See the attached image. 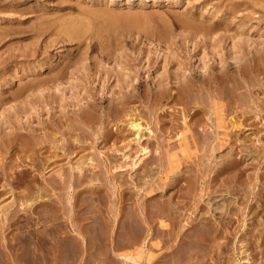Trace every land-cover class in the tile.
I'll use <instances>...</instances> for the list:
<instances>
[{
	"label": "rangeland",
	"instance_id": "obj_1",
	"mask_svg": "<svg viewBox=\"0 0 264 264\" xmlns=\"http://www.w3.org/2000/svg\"><path fill=\"white\" fill-rule=\"evenodd\" d=\"M66 23L83 36L57 35ZM263 51L264 0H0V224L29 225L0 227V264H264ZM207 97L229 102L224 125ZM230 136L232 150L212 148Z\"/></svg>",
	"mask_w": 264,
	"mask_h": 264
},
{
	"label": "bare ground",
	"instance_id": "obj_2",
	"mask_svg": "<svg viewBox=\"0 0 264 264\" xmlns=\"http://www.w3.org/2000/svg\"><path fill=\"white\" fill-rule=\"evenodd\" d=\"M92 12H94V11H91V13H92ZM85 13H86V12H85ZM88 13H89V12H88ZM95 13H96V12H95ZM98 13H99V12H98ZM98 13H97V14H98ZM101 14H102V13H101ZM104 14H106V13H104ZM82 15H83V14H82ZM106 15H107V14H106ZM106 15H105V16H106ZM91 16H92V15H91ZM93 16H94V15H93ZM95 16H96V15H95ZM101 16H102V15H101ZM97 17H98V16H97ZM106 17H107V16H106ZM132 17H133V16H132ZM135 17H136V16H135ZM99 18H100V17H99ZM108 18H110V17H108ZM114 18H115V17H114ZM123 18H125V17H123ZM126 18H127V17H126ZM71 19H72V20H71ZM71 19H70V21H73V18H71ZM74 19H77V18H74ZM86 19H87V18H86ZM96 19H97V18H96ZM52 20H53V19H52ZM61 20H62V19H61ZM80 20H81V18L79 19V21H80ZM89 20H90V19H89ZM93 20H94V19H93ZM127 20H128V19H127ZM49 21H51V20H49ZM63 21H64V19H63ZM68 21H69V20H68ZM75 21H76V20H75ZM86 21L88 22V20H86ZM98 21L100 22V20H98ZM117 21H118V20H117ZM121 21H122V19H121ZM132 21H133V20H132ZM44 22H46V21H44ZM66 22H67V21H66ZM87 22H86V23H87ZM115 22H116V21H115ZM122 22L124 23V21H122ZM126 22H127V21L125 20V23H126ZM137 22H139V21L137 20ZM164 22H165V21H164ZM187 22H189V21H187ZM195 22H196V21H195ZM51 23H53V21H52ZM93 23H94V22H92V25H93ZM112 23L114 24V22H112ZM123 23H122V24H123ZM39 24H40V23H38V25H39ZM41 24H42V23H41ZM54 24H55V23H54ZM56 24H57V23H56ZM63 24L65 25L64 22H63ZM63 24H62V25H63ZM90 24H91V23H90ZM120 24H121V23H120ZM122 24H121L120 26H122ZM127 24H128V23H127ZM185 24H186V23H185ZM47 25H48V24H47ZM57 25H59V24H57ZM66 25H67V23H66ZM79 25H80V24H77V23H74V24L71 23V24L67 25L66 27L63 26L62 29L59 28V26H58V28H59L60 30H59L58 28H56V29L58 30V32H56V33H58L57 35H59L60 37H61V35L63 36V34H64V35H65L64 37H66V38L69 39V40H70V39H76V38H78V37L83 33V32H81L82 27H80ZM83 25H84V24H83ZM92 25L89 26V27L91 28ZM106 25H107V24H106ZM111 25H112V24H111ZM40 26H42V25H40ZM44 26H46V25L44 24ZM100 26H101V24H100ZM129 26H130V25H129ZM42 27H43V26H42ZM47 27H48V26H47ZM52 27H53V26H52ZM54 27H55V26H54ZM85 27H86V26H85ZM93 27H94V25H93ZM95 27H96V25H95ZM95 27H94V29H95ZM114 27H115V26H114ZM118 27H119V24H118ZM39 28H40V27H39ZM99 28H100V27H99ZM46 29H47V28H46ZM51 29H53V28H51ZM85 29H87V28H85ZM92 29H93V28H92ZM104 29H105V27H104ZM107 29H108V28H107ZM113 29H114V28H113ZM198 29H199V28H198ZM87 30H88V29H87ZM95 30H96V29H95ZM97 30H98V29H97ZM97 30H96V31H97ZM52 31H53V30H51V32H52ZM55 31H56V30H55ZM84 31H85V30H84ZM90 31H91V30H90ZM106 31H108V30H106ZM87 32H88V31H87ZM91 32H92V31H91ZM93 32H94V31H93ZM93 32H92V33H93ZM111 32H112V31H111ZM113 32H114V31H113ZM39 33H40V32H39ZM54 33H55V32H54ZM92 33H91V34H92ZM98 33H99V32H98ZM87 34H88V33H87ZM50 35H51V33H50ZM88 35H89V34H88ZM92 35H93V34H92ZM81 36H83V35H81ZM81 36H80V37H81ZM93 36H94V35H93ZM98 36H99V34H98ZM64 37H62V39H63ZM93 38H94V37H93ZM67 39H66V40H67ZM78 39H79V38H78ZM80 39H81V38H80ZM97 39H99V38H97ZM102 40H103V39H102ZM236 40H237V39H236ZM112 41H113V40H112ZM99 42H100V41H99ZM101 45H102V44H101ZM231 47H232V46H231ZM261 48H262V47H261ZM244 49H245V48H244ZM247 50H248V49H247ZM238 51H239V50H238ZM259 51H260V50H259ZM261 51H262V50H261ZM263 52H264V51H263ZM263 52H260V53H263ZM244 54L246 55V53H244ZM258 54H259V53H258ZM263 54H264V53H263ZM241 55H243V54H241ZM239 56H240V55H239ZM259 56L261 57L262 55L259 54ZM243 57H244V55H243ZM245 57H246V56H245ZM257 58H258V57H257ZM250 59L253 60L251 57H250ZM263 59H264V57H263ZM63 60H64V59H63ZM251 60H250V61H251ZM258 60L260 61V58H259ZM248 61H249V60H248ZM248 61H247V62H248ZM250 61H249V62H250ZM259 61H258V62H259ZM73 62H74V61H73ZM247 62H246V63H247ZM262 62H263V61H262ZM246 63H244V64L246 65ZM252 63H253V62H252ZM236 64H237V62H236ZM236 64H235V65H236ZM244 64H242L241 67H242ZM249 64H250V63H249ZM255 64H256V63H255ZM238 65L240 66V64H238ZM247 65H248V63H247ZM247 65H246V67H247ZM44 66H45V65H44ZM44 66H43V67H44ZM64 66H65V65H64ZM227 66H228V65H227ZM239 66H237L238 68H236V67H234V68H235V69H238L237 72H238L239 74H241V70H243V68H241V67H239ZM43 67H41V68H43ZM232 67H233V66H232ZM232 67H231V68H232ZM262 67H263V66H262ZM37 68H38V67H37ZM209 68H210V67H209ZM223 68H224V66H223ZM231 68H229L230 71H231ZM250 68H251V66H250ZM210 69H213V68H210ZM210 69H206V70L209 71L210 74H213V72L211 73ZM214 69H215V68H214ZM227 69H228V68H227ZM229 69H228V70H229ZM244 69H246V68H244ZM37 70H38V69H37ZM61 70H62V69H61ZM63 70H64V69H63ZM172 70H173V69H172ZM206 70H205V71H206ZM216 70H218V69H216ZM224 70H225V69H224ZM232 70L234 71V69H232ZM235 71H236V70H235ZM179 72H180V71H179ZM179 72H178V73H174V74H175V75L178 74L176 77H179V76H180L179 78H181V76H182L181 74H182V73L180 72V73H181V74H180ZM227 72H228V71H227ZM227 72H226V73H225V71H224V72H223V71H222V72L220 71V72H217V73L215 72L216 74H215L214 77H216L217 79L219 78V79H218V82H219L220 78H221V80H222V79H225L224 77H225V75H227ZM237 72H236V73H237ZM251 72H253V71H251ZM184 73H185V72H184ZM187 73H188V71H187ZM197 73H198L197 76H199V75L202 74V73L204 74V71H202V73L200 72V74H199V72H197ZM205 73H206V72H205ZM236 73H235V74H236ZM253 73H254V72H253ZM261 73H262V72H261ZM57 74H59V73H57ZM57 74L54 75V76H55L54 78H52L53 76L51 75V76H52V77H51V80H52L53 82H54L58 77L61 76V75L58 76ZM190 74L192 75V73H190ZM193 74H194V73H193ZM232 74L234 75V73H232V71H231V75H232ZM205 75H207V74H205ZM205 75L200 76V78L202 77L201 79H203V77H206ZM228 75H229V74H228ZM228 75H227V76H228ZM170 76H171V75H170ZM170 76H169V78H170ZM209 76H210V75H209ZM234 76H235V75H234ZM242 76H244V74H243ZM242 76H241V79L243 78ZM257 76H258V75H257ZM192 77H193V76H192ZM212 77H213V76H212ZM214 77H213L212 80L215 79ZM222 77H223V78H222ZM229 77H230V76H229ZM229 77H228V79H229ZM239 77H240V76H239ZM239 77H237V79H238ZM258 77H259V76H258ZM263 77H264V76H263V74H262V79H264ZM182 78H183V79H182ZM182 78H181L182 80L179 79V81H178V79H175V77H174V80H177V81H178V84H179V85L177 84V86L179 87V86H183V85H185V84H186V86H188V85L190 84V83H189V82H190L189 78H191L190 75L188 76V78H187V77H186V78L182 77ZM197 78H198V77H197ZM206 78H208V77H206ZM206 78H205V79H206ZM255 78H256V77H255ZM259 78L261 79V77H259ZM58 79H59V78H58ZM195 79H196V77H195ZM195 79H194V80H195ZM201 79H200V80L198 79V81H199L200 83H202V82H201ZM205 79H203V80H204L205 83H206V80H205ZM217 79H216V80H217ZM260 79H259V80H260ZM34 80H35V79H34ZM34 80H33V82H34ZM39 80H40V79H39ZM162 80H163V79H162ZM191 80H192V79H191ZM203 80H202V81H203ZM208 80H209V79H207V81H208ZM221 80H220V82H222ZM230 80H231V79H230ZM42 81H43V80H42ZM204 81H203V82H204ZM209 81L211 82V80H209ZM209 81H208L207 83L210 84V86H211V83H212L213 81H212L211 83H210ZM214 81H215V80H214ZM232 81H234V80H232ZM243 81H244V78H243ZM261 81H262V80H261ZM163 82H164V80H163ZM165 82H167V81H165ZM196 82H197V81H196ZM216 82H217V81H216ZM220 82H219V83H220ZM240 82H241V81H239V83H240ZM263 82H264V81H263ZM39 83H40V82H39ZM174 83L176 84V81H175ZM207 83H206V84H207ZM222 83H223V82H222ZM224 83H225V82H224ZM241 83H242V82H241ZM246 83H247V82H246ZM253 83H254V82H253ZM253 83L250 82L251 85H253ZM255 83H256V80H255ZM257 83H258V82H257ZM260 83H261V82H260ZM37 84H38V83H37ZM37 84H36V86H37ZM180 84H181V85H180ZM182 84H183V85H182ZM202 84H203V83H202ZM208 84H207V85H208ZM212 84L214 85V83H212ZM217 84H218V83H217ZM217 84H215V85H217ZM243 84H244V83H243ZM243 84H242V86H241V85H240V86L238 85L239 87H238V86H237V87H234V86H232V85H235V83H234V84H232L231 87H229V88H232V91H233V88L237 90V89H240V87H243V86L245 85V84H244V85H243ZM263 84H264V83H263ZM34 85H35V84H34ZM165 85H166V84H164V86H165ZM204 85H205V84H204ZM213 85H212V88H213ZM225 85L227 86L228 84H225ZM248 85H249V84H247V86H248ZM255 85H256V84H255ZM158 86H159V85H158ZM173 86H174V85H173ZM175 86H176V85H175ZM175 86H174V87H175ZM192 86H193V85H192ZM194 86H195V85H194ZM194 86H193V88H194L193 90L196 91V90H195L196 88H195ZM205 86H206V85H205ZM208 86H209V85H208ZM208 86H207V87H208ZM218 86H219V85H218ZM220 86H221V85H220ZM220 86L217 87V88H220ZM223 86H224V85H223ZM226 86H225V87H226ZM259 86L261 87V85H258V87H259ZM160 87H161V86H160ZM196 87H197L199 90H200L201 88H204V87H200V88H199L198 86H196ZM207 87H206V89H208ZM225 87H224V88H225ZM244 87H245V86H244ZM244 87H243V89H245L247 93H250L251 88L249 87V88H250V91L248 92V91H247V88H244ZM263 87H264V86H263ZM221 88H222V86H221ZM224 88H222V91L224 90ZM252 88H253V86H252ZM162 89H163V86H162ZM162 89L160 88V90H162ZM164 89H166V87H164ZM164 89H163V90H164ZM183 89H184V88H181L180 90H178V92L180 93V91L183 90ZM198 89H197V90H198ZM204 89H205V88H204ZM213 89H214V88H213ZM258 89H259V88H258ZM261 89H262V88H261ZM261 89H260V90H261ZM186 90H187V89H186ZM186 90L182 91V93H183V94L188 93L187 96L189 95L190 92L193 93V90H192V89H191L192 91L188 90V92H185ZM208 90H211V89H208ZM256 90H257V89H256ZM158 91H159V90H158ZM189 91H190V92H189ZM215 91H216V90H215ZM215 91H213V92H215ZM217 91L219 92L218 89H217ZM217 91H216V94H217ZM232 91H231V93H233ZM239 91H240V90H239ZM252 91H255V90L252 89ZM257 91H258V90H257ZM261 91H262V90H261ZM263 91H264V90H263ZM207 92H208V91H207ZM207 92H206V93H207ZM209 92H210V91H209ZM209 92H208V94H209ZM225 92H226V91H224V93H225ZM227 92H228V91H227ZM243 92H244V90H243ZM125 93H126V91H125ZM128 93H131V92H128ZM182 93H181V94H182ZM222 93H223V92H220L219 94H222ZM231 93H230V94H231ZM237 93H238V92H237ZM261 93H262V92H261ZM123 94H124V93H123ZM131 94H132V93H131ZM183 94H182V95H183ZM227 94H228V93H227ZM227 94H226V95H227ZM243 94H244V93H243ZM243 94L240 95V92H239L238 95H240V97H241V96H245V95H243ZM161 95H162V94H161ZM165 95H166V94H165ZM182 95H180V96L183 98ZM192 95H193V97H195L194 94H192ZM192 95H191V96H192ZM228 95H229V94H228ZM231 95H232V94H231ZM234 95H236L235 92H234ZM246 95H247V94H246ZM250 95H251V94H250ZM255 95H256V94H255ZM197 96H198V98H199V95H198V94L196 95V97H197ZM207 96H208V95H207ZM209 96H211V94H210ZM212 96H213V95H212ZM232 96H233V95H232ZM251 96H253V94H252ZM258 96H259V95H258ZM185 97H186V95H184V98H185ZM189 97H190V96H189ZM193 97H192V98H193ZM213 97H214V96H213ZM218 97H220V96L218 95ZM221 97H222V96H221ZM221 97H220L219 99H220L221 101H223L224 98L221 99ZM224 97H225V96H224ZM226 97H228V96H226ZM245 97H246V96H245ZM248 97H249V95L247 96V98H248ZM256 97H257V96H256ZM207 98H208V97H207ZM229 98H230V96H229ZM229 98H227L226 100L228 101ZM236 98H237V96H236ZM251 98L257 99V101H258V99H259V97H258V98H255V96L250 97V100H251V101H250V100H248V101H250V102H252V103L254 102V99H251ZM118 99H119V98H118ZM194 99H195V98H193V100H194ZM196 99H197V98H196ZM196 99H195V100H196ZM208 99H210V98H208ZM208 99H207V100H208ZM216 99H217V98H211V99H210V100H213V108H212L213 110L211 109V107L209 108V110L211 109V110H212L211 112H214V113L216 114V115H215L214 113H212V114H214L215 116H217V118H215L214 115H213L212 117H214L215 122H216V121H217V122H216V123H215V122H211V124H210L209 121H208L207 123H209L210 125H212V124L214 125V124H215V127H220V125L222 124V120H221V119H224L223 116H222V111H224V110H223L222 108L225 109V107H229L230 105L228 106L229 102H227V101L225 100V101L227 102V103H226V106L220 108V107H219L220 103L218 102L219 99H217V102L215 101ZM232 99H233V98H232ZM232 99H229V100H232ZM243 99H244V97H243ZM210 100H209V101H210ZM220 100H219V101H220ZM235 100H239V99H235ZM199 101L201 102L202 100L198 99L197 102L200 103ZM214 101H215V102H214ZM246 101H247V100H246ZM259 101H260V100H259ZM183 102H184V101H183ZM188 102L191 103V102H192V99H191V102H190V101H188ZM193 102H194V101H193ZM232 102H233V100L231 101V103H232ZM241 102L244 104V106L247 104L246 106H248V108L250 109V106L248 105V102H246V104H245L243 101H241ZM241 102H239V104H240ZM119 103H120V102H119ZM201 103H203V102H201ZM201 103H200V104H201ZM206 103H208V102H206ZM211 103H212V102H211ZM224 103H225V102H224ZM224 103H222V104L224 105ZM252 103H251V104H252ZM254 103H256V102H254ZM257 103H258V102H257ZM261 103H262V102H261ZM113 104H115V102H114ZM196 104H197V103H196ZM203 104H205V103H203ZM203 104H202L201 106H202V108H205L206 106L203 105ZM235 104H236V103H234V107H232L233 109L236 107ZM243 104H242L241 106H243ZM258 104H259V103H258ZM93 105H94V104H93ZM184 105H185V104H184ZM208 105H210V104H208ZM208 105H207V106H208ZM231 105H233V104H231ZM237 105H238V104H237ZM252 105H256V104H252ZM252 105H251V106H252ZM261 105H262V104H261ZM164 106H165V105H164ZM190 106H191V105H190ZM194 106H195V104H194ZM196 106H198V105H196ZM196 106H195V108H199V106H198V107H196ZM204 106H205V107H204ZM211 106H212V105H211ZM220 106H221V105H220ZM241 106L239 105V109H240ZM257 106H258V105H257ZM257 106H256V108H257ZM75 107H76V106H75ZM254 107H255V106H254ZM182 108H183V107H182ZM182 108H181V109H182ZM184 108H185V107H184ZM191 108H192V107H191ZM230 108H231V107H230ZM237 108H238V107H237ZM244 108H245V107H244ZM258 108H260V106H259ZM205 109H206V108H205ZM205 109H203V110L206 112L207 109H206V110H205ZM226 109H227V108H226ZM228 109H229V108H228ZM233 109H232V110H233ZM245 109H246V108H245ZM245 109H244V110H245ZM249 109H248L249 112L252 111V112H254V113H255V112L257 113V110H258V109H256V111H255L253 108H252L253 110H249ZM203 110H201V108H200V109H199V113H201V111H203ZM209 110H208V111H209ZM237 110H238V109H236V110L234 109V111H237ZM242 110H243V108H242ZM244 110H243V111H244ZM261 111H263V109H262ZM184 112H186V111H184ZM197 112H198V111H197ZM209 112H210V111H209ZM202 113H203V112H202ZM218 113H219V116H218ZM227 113L229 114V111H228ZM233 113H234V112H233ZM189 114H190V113H189ZM192 114H195V113L192 112ZM192 114H191V115H192ZM203 114H204V113H203ZM212 114L210 113V115H212ZM230 114H231V113H230ZM230 114H229V115H230ZM184 115H185V114H184ZM208 115H209V114H208ZM208 115L206 114V117H208ZM226 115H227V114H225V116H226ZM240 115H241V114H240ZM196 116H197V113H196ZM196 116L194 115V116H192V117L194 118V117H196ZM220 116H222V117H220ZM225 116H224V117H225ZM255 116H256V115H255ZM13 117H14V116H13ZM192 117H191V119H192ZM199 117H200V116H199ZM199 117H198V119H197V117H196L195 119L198 121V120L200 119ZM226 117H227V116H226ZM208 118H209V117H208ZM208 118H207V120H208ZM210 118H211V116H210ZM211 119H212V118H211ZM211 119H210V121L213 120V119H212V120H211ZM103 120H104V119H103ZM184 120H185V118H184ZM184 120H183V121H184ZM207 120H205V121H207ZM8 121H9V120H8ZM183 121H182V122H183ZM191 121H192V120H191ZM191 121H190V122H191ZM201 121H202V120H201ZM220 121H221V122H220ZM228 121L231 123L230 120H228ZM252 121H253V120H252ZM50 122H51V121H50ZM132 122H133V120H132ZM184 122H185V123H182L183 126H184V124L186 125V124L188 123V122L186 123V120H185ZM195 122H196V121H195ZM195 122H192V124H194ZM199 122H200V121H199ZM224 122H225V121H224ZM224 122H223V123H224ZM229 122L226 121V123H229ZM254 123H255V122H254ZM179 124H180V123H179ZM192 124H191V126H192ZM196 124L199 125L198 122H196ZM231 124H232V123H231ZM231 124H230V125H231ZM233 124H234V123H233ZM238 124H240V123H238ZM262 124H263V123H262ZM25 125H26V124H25ZM134 125H136V128L139 127V126H138V123H135ZM187 125H188V124H187ZM187 125H186L187 129L185 128L186 131L190 130V128H191V126H187ZM189 125H190V124H189ZM216 125H217V126H216ZM222 125H224V124H222ZM222 125H221V126H222ZM230 125H229V127H230ZM178 126H179V125H178ZM208 126H209V125H208ZM227 126H228V125H227ZM227 126H223V128H224V127H227ZM28 127H29V126H28ZM155 127H156V126H155ZM195 127H196V126H195ZM212 127L214 128V126H212ZM212 127H210V128H212ZM234 127H235V126H234ZM234 127H232V128H234ZM18 128L20 129V126H17V128H15V129H18ZM22 128H23V127H22ZM32 128H33V127H32ZM41 128H42V127H41ZM176 128H177V127H176ZM223 128H222V129H223ZM232 128H231V129H232ZM152 129H153V128H152ZM191 129H192V128H191ZM199 129H200V128H199ZM206 129H207V128H206ZM208 129H209V128H208ZM216 129H217V128H216ZM254 129H256V128H254ZM26 130L28 131L29 129L26 128ZM30 130H31V128H30ZM156 130H157V129H156ZM162 130H163V129H162ZM164 130H165V129H164ZM172 130H173V129H172ZM202 130H203V129H202ZM211 130H212V129H211ZM219 130H220V129H219ZM257 130H259V129H257ZM31 131H32V130H31ZM33 131H34V130H33ZM33 131H32V133H33ZM190 131H191V130H190ZM205 131H207V130H205ZM221 131H222V130H221ZM225 131H226V130H225ZM227 131H228V130H227ZM229 131H230V130H229ZM20 132H21V131H20ZM20 132H16L17 134H15V136L19 134V137H20V134H21ZM28 132H30V131H28ZM181 132H182V131H181ZM207 132H208V131H207ZM207 132H206V133H207ZM212 132H213V131H212ZM217 132H218V130L215 132V134H216ZM14 133H15V132H14ZM191 133H192V132H191ZM191 133H190V134H191ZM209 133H210V131H209L208 134H206V135H209V136H210V135L212 134V133H211V134H209ZM218 133H219V132H218ZM218 133H217V135L213 136L214 138H217V140L220 139V138H218V137H219V136H218ZM221 133H222V132H221ZM226 133H227V132H226ZM230 133H231V132H230ZM164 134H165V133H164ZM186 134H187V133H186ZM192 134H193V133H192ZM213 134H214V133H213ZM213 134H212V135H213ZM222 134H223V133H222ZM26 135H27L26 133H25L24 135L21 134V137H23V136L26 137V140H27L28 138L30 139V137H29L30 135H28V137H27ZM31 135H33V134H31ZM193 135H194V134H193ZM193 135H192V137L197 136V135H194V136H193ZM206 135H205V136H206ZM228 135H229V134H228ZM231 135H232V134H231ZM234 135H235V134H234ZM43 136H44V135H43ZM232 136H233V135H232ZM232 136L228 137L229 139H227V143H226V142L223 143V142H222V141H223L222 138H221V142H220V140H219V142H214V143H217L216 145H215L214 143L211 142V145L213 144V145H212V148H215L214 150H216V149H220V147L224 145L226 148L232 150V147H233L234 145L232 146L233 143H231V141H232L231 139L234 138V137H236V136H234V137H232ZM16 137H17V136H16ZM185 137H186L185 135H182V136L180 137L179 143H180V144L182 143L181 145H183L184 148H187V144H188V143H187V141L185 140ZM207 137H208V136H207ZM226 137H227V134H226ZM231 137H232V138H231ZM14 138H15V137H14ZM156 138H157V137H156ZM186 138H187V137H186ZM188 138H189V136H188ZM205 138H206V137H205ZM210 138H212V136H211ZM210 138L208 137V139H210ZM224 138H225V137H223V139H224ZM236 138H237V137H236ZM236 138H235V139H236ZM68 139H69V138H68ZM175 139H176V138H175ZM208 139H206V140H208ZM235 139H234V140H235ZM191 140H192L191 142H193V141H195L196 139H195V140L191 139ZM206 140H205V142L202 140V142H201V143H202V146H203V144L205 145L206 143L208 144L209 141H212V140H209V141L206 142ZM215 140H216V139H214V141H215ZM217 140H216V141H217ZM225 140H226V139H225ZM230 140H231V141H230ZM236 140H237V139H236ZM236 140H235V141H236ZM254 140H255V139H254ZM37 141H38V140H37ZM37 141H36V142H37ZM42 141H43V140L38 141L37 143L35 142V144H38L39 142L41 143ZM160 141H161V140H160ZM188 141H189V140H188ZM24 142H25V141H24ZM32 142H33V141H32ZM43 142L45 143V140H44ZM104 142H105V141H104ZM169 142H170V141H169ZM12 143H13V142H12ZM40 143H39V144H40ZM166 143H167V142H166ZM234 143H235V142H234ZM39 144H38V145H39ZM191 144H192V143H191ZM207 144H206V145H207ZM31 145H32V144H31ZM33 145H34V144H33ZM33 145H32V146H33ZM161 145H162V142H161ZM168 145H169V144H168ZM168 145H167V146H168ZM188 145H190V144H188ZM200 145H201V144H200ZM211 145H209V147H208V145H207V149L209 148V150H210ZM238 145H239V143H238ZM240 145H241V144H240ZM235 146H237L236 143H235ZM235 146H234V147H235ZM162 147H164L165 149H167L164 145H163ZM171 147H172V146H171ZM241 147H242V146H241ZM241 147H240V149H241ZM33 148H34V146L32 147V151H33ZM35 148H36V147H35ZM203 148H204V147H203ZM203 148H202V149H203ZM205 148H206V147H205ZM36 149H38V148H36ZM39 149H41V147H40ZM39 149L36 150V151H37V154H38V152H40ZM159 149H160V146H159ZM170 149H171V148H170ZM29 150H31V146H30ZM143 150H145V148H144ZM211 150H213V149H211ZM211 150H210V151H211ZM231 150H230V151H231ZM36 151H35V149H34V151H33V153H34L35 155H37V154L35 153ZM30 152H31V151H30ZM155 152H156V151H155ZM205 152H206V151H205ZM4 153H5V152H4ZM31 153H32V152H31ZM33 153H32V154H33ZM163 153H164V152H163ZM230 153H231V152H230ZM32 154H31V155H32ZM34 154H33V155H34ZM228 154H229V153H228ZM228 154H227V155H228ZM33 155H32V156H33ZM35 155H34V156H35ZM38 155H39V154H38ZM38 155H37V156H38ZM159 155H160V154H159ZM34 156H33V157H30V158L32 159V158H34ZM44 156H45V155H44ZM46 157H47V156H46ZM92 157H93V156H92ZM28 158H29V157H28ZM35 158H39V157H36V156H35ZM40 158H41V159H40ZM40 158L38 159V161H39V163H40V164H39L40 166H41V165L43 166L44 163H48V162H46V161H49L48 159H50V158H44L43 156L40 157ZM51 158H52V157H51ZM10 159H11V158H10ZM42 159H43V160H42ZM54 160H55V159H54ZM91 160H92V159H91ZM185 160H186V159H185ZM33 162H34V161H33ZM50 162H51V159H50L49 163H50ZM52 162H53V159H52ZM54 162H55V161H54ZM226 162L228 163L227 160H226ZM230 162H231V161H229V163H230ZM35 163H36V162H35ZM49 163H48V164H49ZM192 163H193V162H192ZM99 164H100V163H99ZM224 164H225V163H224ZM45 165H47V164H45ZM192 165H193V164H192ZM203 165H204V164H203ZM222 165H223V164H222ZM226 165H227V164H226ZM226 165H225V166H226ZM0 167H1V166H0ZM32 167H33V166H32ZM223 167H224V165L222 166V170H223ZM1 168H2V167H1ZM38 168H39V167H38ZM220 168H221V167H220ZM226 168H227V167H226ZM1 170H3V168H2ZM4 170H6V169H4ZM4 170H3V171H4ZM218 170H219V168H218ZM222 170H221V171H222ZM226 170H227V169H226ZM39 171H40V170H39ZM1 172H2V171H1ZM1 172H0V173H1ZM61 172H62V171H61ZM225 172H226V171H225ZM41 173H42V172H41ZM59 173H60V172H59ZM78 173H80V172H78ZM219 173H220V172H219ZM3 174L5 175L6 173L4 172V173H2V175H3ZM23 174H24V173H23ZM33 174H34V173H33ZM56 174H58V173H56ZM4 175H3V177H4ZM35 175H36V174H35ZM22 178H24V177H20L21 180L19 179V181L17 182V184H18V183L21 181L18 185H21V183L23 182V181H22ZM50 178H51V177H50ZM208 178H209V177H208ZM27 179H28V178H27ZM208 180H209V179H208ZM221 180H222V179H221ZM229 180H230V179H229ZM9 183H10V182H9ZM25 185H26V184H25ZM143 187H144V186H143ZM187 187H188V186H187ZM260 187H261V186H260ZM262 187H263V188H261V189L259 188V190H257V192H256L257 198H258V196H259V198H258V200H257L258 203H257V205H256V210H253V211H252V212H254V213H255V211H257L258 209H260L259 211H261V210L264 209V193H263V192H264V186H262ZM28 188H29V187H28ZM28 188H27V190L24 191V193L21 192L22 195L24 194L25 196H27V195L29 194V196H30L31 193L33 194V192H35V193L33 194L34 199H37V198H39V197L42 196V194H41V190L43 189V187H41V186H40V187H39V186H38V187H34L35 190H34L33 192L30 191V190H33V189H30V188H29V190H28ZM32 188H33V187H32ZM25 189H26V187H25ZM13 190H14V189H13ZM118 190H119V189H118ZM251 190H252V188H251ZM0 191L2 192V190H0ZM4 192H5V191H4ZM119 192H120V191H119ZM53 194H54V193H53ZM14 196H15V195H14ZM17 196H18V195H17ZM19 196H21V194H20ZM19 196H18V197H19ZM186 196H187V195H186ZM21 198H22V197H21ZM25 198H26V197H25ZM191 198H192V197H191ZM17 199H18V198H17ZM34 199H33V200H34ZM18 201H19V200H18ZM36 201H37V200H36ZM198 201H199V200H198ZM169 202H170V201H169ZM171 204H173V203H171ZM252 204H253V203H252ZM11 205H12V204H11ZM257 207H258V209H257ZM156 208H157V207H156ZM249 208H250V207H249ZM13 209H14V208H13ZM16 209H17V208H16ZM29 209H30V208H29ZM9 210H10V209H8V211H9ZM30 210H32L31 212H33V213L35 214V220H36V222L39 221L40 216H41V213H42V211H43L42 204H41L40 202H37L36 204H34V206L31 207ZM168 210H169V209H168ZM10 212H11V210H10ZM113 212H114V211H113ZM7 213H8V212H7ZM7 213H6V214H7ZM168 213H169V212H168ZM8 214H9V213H8ZM158 214H159V213H158ZM175 215H176V214H175ZM11 216H12V215H11ZM15 216H16V215H15ZM57 217H58V216H57ZM161 217H163V216H161ZM166 217H167V216H166ZM77 218H78V217H77ZM170 218H171V217H170ZM173 218H174V217H173ZM8 220H9V219H8ZM206 221H207V220H206ZM215 221H216V220H215ZM18 222H19V221H18ZM255 222H256V221H255ZM8 223H9V222H8ZM200 223H201V222H200ZM218 223H220V225H221L222 222H218ZM150 224H151V223H150ZM188 224H189V223H188ZM192 224H193V223H192ZM192 224H191V225H192ZM9 225H10V226L13 225V226H16V227H20V226H21V227H22V226L28 227V226H29L28 224H25V223H21V224H20V223H17V219H16L15 222H10ZM19 225H20V226H19ZM125 225H126V224H125ZM148 225H149V224H148ZM201 225H202V224H201ZM216 225H217V224H216ZM222 225H223V224H222ZM3 226H4V228H5V226L7 227L8 225H7L6 223H1V224H0V227H3ZM10 226H8V227H10ZM180 226H181V225H180ZM209 226H210V225H209ZM209 226H208V227H209ZM217 226H218V225H217ZM182 227H183V226H182ZM215 227H216V226H215ZM250 227H251V226H250ZM29 228H30V227H29ZM193 228H194V227H193ZM252 228H255V227H253V224H252ZM13 229H14V228H13ZM70 229H71V228H70ZM181 229H182V228H181ZM185 229H186V228H185ZM185 229H184V230H185ZM204 229H205V228H204ZM218 229H219V228H218ZM5 230H6V229H5ZM184 230H183V231H184ZM186 230H187V229H186ZM216 230H217V227H216ZM53 231H54V230H53ZM188 231H189V230H188ZM217 231H218V230H217ZM18 232H19V231H18ZM214 232H215V230H214ZM180 234H181V233H180ZM211 234H212V233H211ZM154 236H155V235H154ZM160 237H161V236H160ZM177 237H178V236H177ZM181 237H182V236H181ZM211 237H212V236H211ZM103 239H104V238H103ZM245 239H246V238H245ZM182 240H184V239H182ZM194 240H195V239H194ZM229 240H230V239H229ZM174 242H175V241H174ZM198 242H199V241H198ZM230 245H231V244H230ZM148 248H149V247H148ZM259 249H260V248H259ZM85 251H86V250H85ZM75 252H76V251H75ZM263 252H264V251H263ZM109 253H110V252H109ZM178 253H179V252H178ZM167 260H168V259H167ZM131 261H132V260H131ZM127 262H128V261H127ZM172 264H173V263H172Z\"/></svg>",
	"mask_w": 264,
	"mask_h": 264
}]
</instances>
